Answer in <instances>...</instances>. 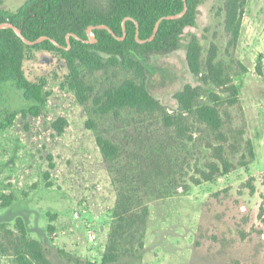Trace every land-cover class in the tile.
I'll return each instance as SVG.
<instances>
[{"label": "rangeland", "instance_id": "obj_1", "mask_svg": "<svg viewBox=\"0 0 264 264\" xmlns=\"http://www.w3.org/2000/svg\"><path fill=\"white\" fill-rule=\"evenodd\" d=\"M2 1L3 8L16 10L26 0ZM243 1L235 46L229 45L226 32L227 0H200L196 24L184 29L180 47L151 56L145 71L150 94L175 112V95L187 85H202L203 101L212 91L228 100L227 87L203 80L208 61L224 60L238 68L231 76L239 101L223 107L229 112L224 115V144L235 165L232 171L211 181H193L198 168L207 170L214 160L209 145L218 143L203 125L193 124L190 141L164 127L157 113L130 108L119 115L95 112V97L107 89L126 80L142 82L135 70L85 71L92 91L82 103L61 55L36 50L24 61V71L33 82L46 79L42 104L26 100L16 82L0 85V194L16 197L9 207L0 201V224L15 230L22 217L52 264H105L119 192L134 188L140 181L134 177H142L149 180L145 200L150 211L144 248L109 264H264V0ZM194 38L200 47L199 75L188 65ZM34 105L38 112L30 111ZM99 133L119 145L118 159L103 155ZM158 165L156 177L153 168ZM49 213L56 215L52 222ZM0 264L18 263L0 254Z\"/></svg>", "mask_w": 264, "mask_h": 264}, {"label": "trees", "instance_id": "obj_2", "mask_svg": "<svg viewBox=\"0 0 264 264\" xmlns=\"http://www.w3.org/2000/svg\"><path fill=\"white\" fill-rule=\"evenodd\" d=\"M199 3L200 0H26L16 10H9L2 7L3 1L0 0V26H13L0 27V85L16 82L26 100L42 104L45 101L43 89L46 79L33 82L24 71V61L36 50L61 55L69 69L68 81L76 89L82 103L88 100V92L92 91L84 80L85 71L108 67L135 70L142 77V82L126 80L119 86L107 89L102 96L95 97V112L119 115L121 110L130 108L142 114L157 113L162 116L164 127L172 129L179 137L186 136L190 141L193 140V135L189 134L192 126L195 127L193 124L203 125L218 143L209 145L213 147L214 160L206 164L207 170L198 168L199 176H192V179L197 184L214 180L235 168L225 154L227 134L224 131V115L228 116L229 112L223 107L239 101L238 88L231 76L232 71L239 73L238 68L226 64L224 60L208 61L207 73L202 74L203 80L227 87L228 100L212 91L206 95L207 101H203L201 99L205 92L202 85H187L175 95L179 103V109L175 112H169L146 86L145 71L149 59L153 55L170 54L180 47L184 29L196 24ZM186 4L188 10L184 15L167 18L182 13ZM226 12L229 45L235 46L244 1L227 0ZM14 27L22 30L25 40ZM90 34H93L94 42H90ZM43 37L46 38L36 42ZM26 40L35 43L30 44ZM188 65L192 73H202L200 47L195 38L189 45ZM34 110L38 112L39 106L34 105L30 111ZM190 118L193 119L192 124L189 123ZM89 126H94L92 120ZM57 129L63 132V123H59ZM97 143L108 159L116 160L122 154L119 145L103 133L97 135ZM246 146L253 160L255 154L251 142L248 141ZM245 158V154H242L241 166L247 164ZM160 169L159 165L153 168L156 177ZM134 178L140 179L134 188L119 192L114 225L102 260L105 264L118 262L120 258L132 256L144 248L150 214L145 200L149 180ZM15 198L14 194H0L3 207H9ZM48 215L51 222L56 219V215ZM48 229L54 231L52 223ZM61 252L71 258L70 254L63 250ZM0 254L13 257L18 264H52L42 242L29 236L22 217L17 218L15 230L5 223L0 224Z\"/></svg>", "mask_w": 264, "mask_h": 264}, {"label": "water", "instance_id": "obj_3", "mask_svg": "<svg viewBox=\"0 0 264 264\" xmlns=\"http://www.w3.org/2000/svg\"><path fill=\"white\" fill-rule=\"evenodd\" d=\"M188 10V7H187V4L185 5V9H184V11L182 12V13H180V14H178V15H174V16H168L167 18H177V17H180V16H182V15H184V13L186 12ZM163 19V18H162ZM162 19H160L159 21H158V23H157V26H156V29H155V32H157V29H158V26H159V24H160V22H161V20ZM4 26H12L11 24H5V25H2V26H0V27H4ZM13 27V26H12ZM105 28H108L109 30H111L109 27H107V26H104ZM15 28V30H16V32L18 33V35L19 36H21L22 38H23V34H22V30L21 29H18V28H16V27H14ZM137 31L139 32V27L137 28ZM90 36H91V38H90V42H94V38H93V36L90 34ZM46 37H43V38H41V39H39L38 41H36V42H40V41H42L43 39H45ZM24 40H25V38H23ZM27 41V40H26ZM28 43H30V44H34L35 42H29V41H27ZM55 42V41H54ZM56 43V42H55Z\"/></svg>", "mask_w": 264, "mask_h": 264}]
</instances>
